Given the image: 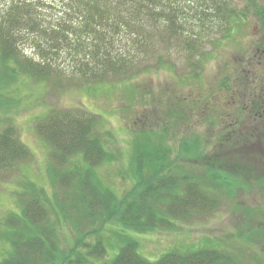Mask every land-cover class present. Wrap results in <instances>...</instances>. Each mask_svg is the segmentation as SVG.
<instances>
[{
	"label": "trees",
	"instance_id": "1",
	"mask_svg": "<svg viewBox=\"0 0 264 264\" xmlns=\"http://www.w3.org/2000/svg\"><path fill=\"white\" fill-rule=\"evenodd\" d=\"M246 14L232 0H0V65L5 69V74H0V90L8 88V81L20 84L22 80L127 85L147 69L143 68L145 61L162 48L199 60L206 42L220 41L218 46L231 40L235 24L246 21ZM257 17L264 19L261 12ZM258 50L256 56L263 61L264 45ZM262 61L249 72L243 58V64L238 62L241 75L220 82L219 91L233 95L230 105L237 106L236 115H249L246 119L250 121L264 117ZM163 62L160 56V65ZM63 63L71 68H64ZM194 78L201 82L200 74ZM1 97L0 114L10 106ZM175 105L174 116L185 117V101ZM209 117L207 111L204 118ZM215 117V122H221L214 138L217 144L227 147V143H235L231 138L235 126L225 129V115ZM179 120L174 122L176 128ZM99 124L97 115L83 109L55 110L37 123V135L53 149L48 179L56 211L48 207L49 194L44 196L42 189L29 184L32 194L28 193L30 198L20 212L10 213L4 222L0 217V239L13 244V252L0 264H241L235 253L210 241L198 250H173L157 261L142 257L138 239L131 234L174 229L176 222L195 213H210L221 198H231L233 185L225 172L214 168L223 162L218 164L214 157L203 154L199 137L193 142L185 139L181 151L209 164L206 168L189 166L192 169L186 172L180 164L174 167L169 163L167 136L146 130L133 140L132 187L120 196L100 175L101 169L117 158L99 136ZM31 157L16 129L0 123V175L19 168ZM251 210L247 209L249 217ZM61 218L76 231L91 230L95 245L83 239L63 251L57 235ZM112 227L114 233L108 230ZM107 234L112 237L111 245L104 243ZM254 234H244V241L241 235L237 239L246 244L264 243V237ZM116 244L119 250L114 248ZM108 248L117 254L101 263Z\"/></svg>",
	"mask_w": 264,
	"mask_h": 264
},
{
	"label": "rangeland",
	"instance_id": "2",
	"mask_svg": "<svg viewBox=\"0 0 264 264\" xmlns=\"http://www.w3.org/2000/svg\"><path fill=\"white\" fill-rule=\"evenodd\" d=\"M232 4L243 14L247 13V19L237 21L231 40L221 41L218 46L220 41L206 42L199 60L189 58L188 53L162 48L158 51L162 55L153 53L143 65L147 69H143L127 85H82L66 80L58 84L52 82L54 85L34 80H22L20 84L6 82L8 88L0 90V94L4 101L10 102V106L0 114V123L3 127L11 125L16 129L32 157L19 168L0 175V217L3 222L10 213H19L29 200L32 194L28 190L29 184L42 189V195L49 194L48 207L56 211L48 179L53 149L37 135L36 126L44 116L55 110L83 109L99 117L98 134L108 151L117 158L114 163L103 167L100 175L120 196L132 187L129 166L133 140L139 132L146 130L167 136L169 163L174 167L180 164L186 172L192 169L189 166L206 168L209 164L203 159L196 161V157H189L181 151L185 139L193 142L199 137L203 154L214 157L218 164L223 162V165L214 168L225 172L232 182L233 195L230 199L221 198L214 211L195 213L187 220L176 222L174 229L161 228L147 234H131L138 239L142 257L157 261L173 250H198L210 241L220 249L235 253L241 264H264V243L246 244L237 239L241 235L244 241V234L253 236L256 232L264 237V117L252 121L246 119L249 115L240 118L239 114L236 115L237 106L230 105L233 95L219 91L223 78L241 75L238 63L241 59L243 64V58H246L249 72L261 64L262 59L256 53L259 52V45H264V19L257 16L260 12L264 15V0H232ZM160 56L166 61L162 65L159 63ZM63 66L71 68L68 63H63ZM4 70L0 65V74L4 75ZM189 74H194V77L200 74L201 82L189 77ZM184 101L186 113L182 120L178 115L174 116L177 109L175 102ZM182 109L179 107V110ZM206 110L210 120L204 118ZM222 113L225 115V129L233 125L236 128L235 135L231 134L235 143H227V147L217 144L214 139L219 135L221 126V122L214 119ZM177 120L179 128L174 124ZM247 209L254 210L252 216H248ZM57 228L63 251L70 250L83 239L95 245L88 228L76 231L64 219ZM113 229L108 230L114 233ZM4 230L3 233H6ZM111 239V236L107 237L104 243L111 245ZM115 247L119 250V245ZM112 250L108 248V256L99 261L106 263L114 258L117 253ZM12 252L10 240L1 238L0 261Z\"/></svg>",
	"mask_w": 264,
	"mask_h": 264
}]
</instances>
